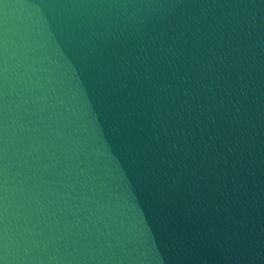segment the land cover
<instances>
[{
    "label": "water",
    "instance_id": "obj_1",
    "mask_svg": "<svg viewBox=\"0 0 264 264\" xmlns=\"http://www.w3.org/2000/svg\"><path fill=\"white\" fill-rule=\"evenodd\" d=\"M0 264H264V0H0Z\"/></svg>",
    "mask_w": 264,
    "mask_h": 264
}]
</instances>
